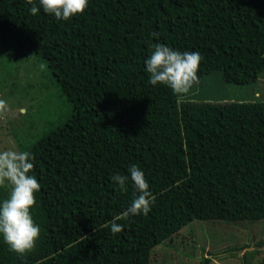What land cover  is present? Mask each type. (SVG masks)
<instances>
[{
    "label": "trees",
    "instance_id": "trees-1",
    "mask_svg": "<svg viewBox=\"0 0 264 264\" xmlns=\"http://www.w3.org/2000/svg\"><path fill=\"white\" fill-rule=\"evenodd\" d=\"M28 9L0 0V44L43 58L70 110L32 128L22 148L41 184L31 208L41 230L23 253L0 240V264H151L153 248L193 219H264V101L178 100L143 71L162 42L201 54L199 84L255 81L264 0H89L66 21ZM132 163L149 181L147 215H127L133 188L111 180ZM8 192L0 186V199Z\"/></svg>",
    "mask_w": 264,
    "mask_h": 264
},
{
    "label": "rangeland",
    "instance_id": "rangeland-1",
    "mask_svg": "<svg viewBox=\"0 0 264 264\" xmlns=\"http://www.w3.org/2000/svg\"><path fill=\"white\" fill-rule=\"evenodd\" d=\"M209 77L187 93L178 94V100L264 101V70L247 83L228 82L218 74ZM57 88L43 58L15 57L0 44V99L6 102L0 106V149L22 150L30 144L27 141L34 134L32 128L39 133L44 123L57 124L67 116L69 104L58 97ZM26 121H32L33 126L16 128ZM205 257L210 258L207 264H264V219H193L172 238L155 246L150 261L203 264Z\"/></svg>",
    "mask_w": 264,
    "mask_h": 264
},
{
    "label": "clouds",
    "instance_id": "clouds-1",
    "mask_svg": "<svg viewBox=\"0 0 264 264\" xmlns=\"http://www.w3.org/2000/svg\"><path fill=\"white\" fill-rule=\"evenodd\" d=\"M29 12L36 14L42 10L56 20H68L83 12L89 0H26ZM155 35V33L153 34ZM150 52L144 58L143 71L148 74L152 85H163L173 94L187 93L198 83L197 74L201 61L198 51H181L167 43L154 42L149 45ZM43 67V66H42ZM0 99V106L5 105ZM33 168V154L28 150L8 147L0 149V186L9 188L8 195L0 199V240L10 250L23 253L31 249L40 235L41 226L35 222L31 208L36 203V192L41 184ZM120 191L133 188V198L127 206V215H147L154 203L149 181L143 168L135 163L128 166L125 174L111 176ZM121 223L112 222L110 230L120 232Z\"/></svg>",
    "mask_w": 264,
    "mask_h": 264
}]
</instances>
